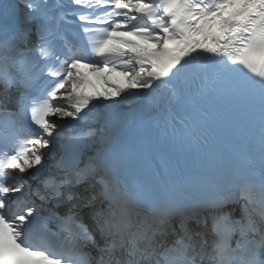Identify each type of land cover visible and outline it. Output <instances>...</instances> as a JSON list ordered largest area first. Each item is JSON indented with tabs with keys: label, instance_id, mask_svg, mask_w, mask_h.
I'll return each mask as SVG.
<instances>
[{
	"label": "snow or ice",
	"instance_id": "snow-or-ice-1",
	"mask_svg": "<svg viewBox=\"0 0 264 264\" xmlns=\"http://www.w3.org/2000/svg\"><path fill=\"white\" fill-rule=\"evenodd\" d=\"M0 264H264V0H0Z\"/></svg>",
	"mask_w": 264,
	"mask_h": 264
}]
</instances>
